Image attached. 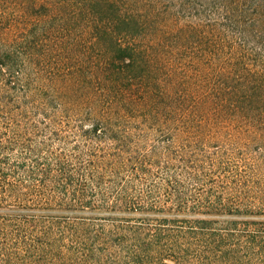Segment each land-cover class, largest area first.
<instances>
[{"label":"trees","instance_id":"1","mask_svg":"<svg viewBox=\"0 0 264 264\" xmlns=\"http://www.w3.org/2000/svg\"><path fill=\"white\" fill-rule=\"evenodd\" d=\"M230 132L264 151V0H0V264L219 262Z\"/></svg>","mask_w":264,"mask_h":264},{"label":"rangeland","instance_id":"2","mask_svg":"<svg viewBox=\"0 0 264 264\" xmlns=\"http://www.w3.org/2000/svg\"><path fill=\"white\" fill-rule=\"evenodd\" d=\"M245 137L230 132L217 143L219 148L208 151L217 152L214 157L224 164L219 174L224 184V199L237 210H226L214 217L227 235L224 252L219 262L203 264H262L254 263V246L247 249V235L254 233V229L264 230V151H257L254 141ZM246 205L253 209L245 210Z\"/></svg>","mask_w":264,"mask_h":264}]
</instances>
